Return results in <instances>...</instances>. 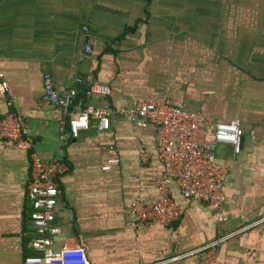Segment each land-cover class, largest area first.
Here are the masks:
<instances>
[{
	"label": "crops",
	"instance_id": "obj_1",
	"mask_svg": "<svg viewBox=\"0 0 264 264\" xmlns=\"http://www.w3.org/2000/svg\"><path fill=\"white\" fill-rule=\"evenodd\" d=\"M251 1L247 42L227 33L233 25L222 18L221 28L197 43L178 39L176 0H0V70L7 89L0 114L22 115L31 149L68 167L55 180L56 247L82 248L89 264H194L185 254L221 236L216 264H264V0ZM127 27L133 29L123 32ZM44 72L56 89H73L82 106L99 107L103 98L89 90L104 84L112 106L165 95L170 105L203 106L217 121H239V153L214 148L227 176L226 222L215 223L211 207L180 197L173 185L170 196L181 208L176 222H133L128 202L151 201L152 180L161 173L153 128L114 116L104 132L91 124L70 138L65 124L60 134L59 110L39 102ZM140 149L149 156L145 163ZM112 157L117 164L101 170ZM29 177L28 152L0 141V264H22L29 251Z\"/></svg>",
	"mask_w": 264,
	"mask_h": 264
},
{
	"label": "built area",
	"instance_id": "obj_2",
	"mask_svg": "<svg viewBox=\"0 0 264 264\" xmlns=\"http://www.w3.org/2000/svg\"><path fill=\"white\" fill-rule=\"evenodd\" d=\"M85 52L90 53L88 47H85ZM6 91L0 70V95ZM89 93L103 98L99 107L90 104L82 106L75 102L77 95L73 89H56L51 75L44 72L39 102L59 110L58 131L63 135L67 124L70 138H76L91 124L97 133L104 132L114 116L139 121L153 128L155 158L161 165V173L152 180L155 195L151 201L144 202L135 197L128 202L126 212L133 222L160 227L176 222L181 208L170 196V185L176 188L180 197L211 207L215 223L226 222L223 191L227 176L224 166L216 161L214 148L226 145L234 155L239 153L243 134L239 121H217L205 112L203 106L189 110L170 105L165 95L153 100L135 98L126 105L112 106L107 101L111 95L107 85H94ZM6 106L9 108L11 103L7 102ZM0 141L15 150L28 152L30 177L25 191L30 207L27 220L31 235L25 242L30 252L22 257V264H89L82 248L54 245L55 237L60 234L58 225L54 223L57 198L60 196L55 180L67 172L66 163L54 157L42 160L31 149L32 140L23 116L10 110L0 114ZM105 148L108 151L113 149L111 145ZM148 158L147 153L140 149L139 160L145 163ZM116 164L115 157L107 158L102 161L100 169L106 171ZM223 239L217 236L185 255L195 257L194 264H216V249Z\"/></svg>",
	"mask_w": 264,
	"mask_h": 264
},
{
	"label": "rangeland",
	"instance_id": "obj_3",
	"mask_svg": "<svg viewBox=\"0 0 264 264\" xmlns=\"http://www.w3.org/2000/svg\"><path fill=\"white\" fill-rule=\"evenodd\" d=\"M178 12V39L200 43L207 34L216 33L217 23L224 18L231 21L233 28L227 33L238 42H247L249 10L254 2L251 0H176ZM242 22V23H241ZM241 23V28H240ZM220 33H225L221 31ZM226 33V34H227ZM226 36V35H225ZM213 241V240H212ZM211 242V241H210Z\"/></svg>",
	"mask_w": 264,
	"mask_h": 264
},
{
	"label": "trees",
	"instance_id": "obj_4",
	"mask_svg": "<svg viewBox=\"0 0 264 264\" xmlns=\"http://www.w3.org/2000/svg\"><path fill=\"white\" fill-rule=\"evenodd\" d=\"M133 28L132 27H127L123 32L127 31V30H132ZM76 102V100H75ZM30 251H26V253H24V255L28 254ZM23 255V256H24Z\"/></svg>",
	"mask_w": 264,
	"mask_h": 264
}]
</instances>
